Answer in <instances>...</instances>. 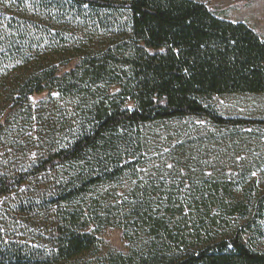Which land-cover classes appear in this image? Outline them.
I'll return each mask as SVG.
<instances>
[{"label":"trees","instance_id":"16d2710c","mask_svg":"<svg viewBox=\"0 0 264 264\" xmlns=\"http://www.w3.org/2000/svg\"><path fill=\"white\" fill-rule=\"evenodd\" d=\"M0 7L13 14L0 13V69L34 65L0 116V133L33 122L45 151L30 169L0 177V203L26 222L16 240L0 234V264H68L97 249L108 227L123 231L129 249L104 264H264L254 247L264 231L248 222L264 220V193L254 196L250 180L264 174V119L224 117L210 104L264 96L259 35L195 0ZM195 120L224 132L172 140L150 165L146 133ZM227 170L238 173L233 181L222 179ZM148 171L169 173L170 182L142 177ZM46 212L45 233L25 218ZM28 233L46 244H30Z\"/></svg>","mask_w":264,"mask_h":264},{"label":"rangeland","instance_id":"374dc122","mask_svg":"<svg viewBox=\"0 0 264 264\" xmlns=\"http://www.w3.org/2000/svg\"><path fill=\"white\" fill-rule=\"evenodd\" d=\"M195 1L203 3L209 9H214L218 16L224 20L246 24L252 31H254L264 40V0ZM4 12H6V14ZM0 13H4L7 17H12L13 15L10 11H5V8L2 7H0ZM32 20V18L28 19L29 22H32ZM33 22H35V19ZM3 28V24L0 23V35ZM0 53L7 55V52L3 51L2 49H0ZM5 57L0 56V60L2 61V59ZM33 68L34 65L32 62L27 64H15L11 63L10 61L7 65V68L0 69V116L4 111L7 110L9 106H11L13 92H16V90L19 89V86L23 83L26 77L33 72ZM210 104L224 117L264 119V96L214 97L210 101ZM62 107H66L67 109V106L65 105H62ZM64 108H62V111L65 110ZM29 120L32 121L33 119ZM19 123L20 124L14 123L8 125L7 130L3 132L1 131L0 133V177L5 174H14L26 171L30 169L31 166L44 155L45 151L42 148V143L35 141L37 139L35 136L37 128L32 125L33 122L27 121L25 123ZM149 131L150 132L146 134L150 142V150L153 152L149 154L150 165L151 163L157 164L156 159L159 158L158 156H160L163 152L167 151V147L172 140L174 142L178 138H186L199 131H206V134L224 132V130H218L214 128L207 121L205 123L199 120L192 122L185 121L183 123L175 122L171 125L168 124L167 126L161 125L156 128H152ZM246 131L250 132L251 129H247ZM258 131L264 133V130ZM58 137H64V133L61 132ZM262 142H264V138L262 139ZM149 168L153 170V167ZM237 174L238 173L236 172L227 170L221 176L224 181L227 180L230 182L236 178ZM142 177L147 179L161 178V180H163L168 179L170 175L166 172L160 173L158 175L157 173L148 171L144 172ZM170 179L171 178H169L167 182H170ZM173 180H175V178ZM250 180H256L257 184L258 190L253 191V195L257 196L258 193L263 194L264 174H257ZM232 183V191L235 196L238 198L242 197L244 186L236 185L239 184L237 181ZM35 187L36 182L32 183L28 189L32 190ZM44 187L45 186L42 185L41 189H44ZM3 203L4 202L0 203V234L6 239L16 240L17 238L22 237L20 230L25 228L26 222L21 220L20 217L13 213L11 209L5 205L3 206ZM47 214L49 215L48 212L39 214L34 213L32 215L25 216V218L29 220L30 223L36 224V226L43 233H45L46 230H50L52 226V220L48 218ZM249 221L251 222V227L253 226L256 230L260 229L264 231V220L258 221V219H255V222L257 221L259 224L257 225L255 222H253L254 218L251 216L248 219V222ZM248 222L246 220H241L240 224L244 225L248 224ZM231 224L233 225V223ZM31 230L34 232L33 229ZM30 233H28L25 239L28 240L30 244H46V242H43V240H38L39 243L35 241L33 239L34 235ZM41 236L43 237V235ZM97 237L99 239V246L97 249L69 262L68 264H104L109 253L113 252L126 254L128 252L129 244L128 241L125 240L123 231L121 229L108 227L100 231ZM248 238L249 236H245V241H247ZM35 239H37V237H35ZM254 247L256 250L264 251V234L263 236L258 237L257 241H255Z\"/></svg>","mask_w":264,"mask_h":264},{"label":"snow or ice","instance_id":"6c2138e0","mask_svg":"<svg viewBox=\"0 0 264 264\" xmlns=\"http://www.w3.org/2000/svg\"><path fill=\"white\" fill-rule=\"evenodd\" d=\"M85 7H87V5H85Z\"/></svg>","mask_w":264,"mask_h":264}]
</instances>
